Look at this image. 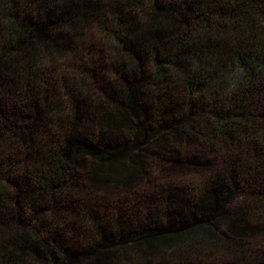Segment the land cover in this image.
<instances>
[{
    "label": "trees",
    "instance_id": "1",
    "mask_svg": "<svg viewBox=\"0 0 264 264\" xmlns=\"http://www.w3.org/2000/svg\"><path fill=\"white\" fill-rule=\"evenodd\" d=\"M122 1L111 8L116 25L108 31L127 62L114 68L119 80L108 87L110 79L96 84L104 50L77 44L98 0H0V264H142L169 242L214 239L233 195L212 190L224 173L228 189L239 181L254 208L264 209V0ZM164 15L174 27L154 30ZM145 24L152 27L148 37ZM163 33L170 34L156 39ZM64 50L74 56L63 64L65 73L50 69L48 58ZM153 55L181 71H192V56L215 70L230 61L234 76L210 98L190 76L186 86L171 89L165 68L144 65ZM77 77L96 85L80 93ZM98 118L115 137L91 138L87 131ZM174 138L181 142L173 144ZM185 140L218 168L205 182L183 185L196 198L213 193L202 201L205 213L193 224L180 219L186 230L166 233L159 223L133 231L129 218L111 220L98 187L134 186L148 177L147 159L162 155L161 163L173 162ZM146 145L154 148L147 156ZM212 160L196 161L205 169ZM16 187L23 188L25 208ZM47 208L50 216L38 214ZM240 221L228 248L243 246L260 263L264 240L256 242L251 224Z\"/></svg>",
    "mask_w": 264,
    "mask_h": 264
},
{
    "label": "rangeland",
    "instance_id": "2",
    "mask_svg": "<svg viewBox=\"0 0 264 264\" xmlns=\"http://www.w3.org/2000/svg\"><path fill=\"white\" fill-rule=\"evenodd\" d=\"M98 3V10L91 12V14L96 17L93 15L87 19L85 17L84 21H86V23H83L84 27L80 29L83 35H79L77 44H81L82 41L84 43L91 42L97 45L100 50H104L102 55L105 61L97 64L98 71L101 74L98 76V82L96 84L105 83L107 79H110L112 82L108 84V87H112L116 86L119 80V76L114 73V68L118 65L124 67L123 63H126L127 59L124 58V53L119 50L120 44L111 36L108 28L113 24L116 25L111 8L115 6V4L124 2L122 0H98ZM135 12L137 11L132 10L130 14L136 17L134 14ZM124 15L127 16L126 11ZM140 20L144 21L142 17H140ZM163 24H169L172 28L174 27L170 17L164 15L161 16L160 21L156 22L154 30L162 29L164 26ZM150 29L152 30V27L148 24H145V27H143V32L146 34V37H148ZM164 34L165 33L156 39H165L169 35L166 34L163 36ZM79 47H82V45H79ZM77 52H79L78 48ZM77 56L79 57L80 55L77 53ZM199 57L202 58L203 56ZM72 58H74L73 52L64 50L53 54L52 58H48L47 62L50 69L56 70L59 73H65L63 64H65L66 61H70ZM189 60L192 61V63H190L188 67L192 71H181L170 66L168 62L164 64L159 63L156 61L154 55L148 58L144 65L150 70L157 68V65L165 68L166 76L172 81L174 80L171 89L183 88V86H186L184 82L186 79H189L190 76L191 80L200 82L202 86L201 88L198 87V89L203 92L205 91V94L209 98L214 95L213 92H215L216 89L222 88L225 80L233 78L234 76L235 67L230 61L224 62L215 70L210 67L209 64H200L193 56L190 57ZM127 64L128 69L131 68L129 63ZM51 66H53V68ZM89 80L90 79H88V81ZM88 81L83 77H77L75 82L77 91L85 93L87 89H90V84H95L94 81V83L91 82L87 84ZM178 82L182 84H177ZM117 87L120 88V85L118 84ZM101 119L102 118L97 119L98 123L96 126L92 124V131H87L91 133V138H99L100 142L107 137H115L107 131ZM82 126L86 125H81L79 130L81 129V131L86 134V129ZM154 134V131H149V135L152 136ZM173 140L175 141H172L173 144L176 143L178 145V143L181 142L179 138H174ZM144 141L143 139L142 142ZM183 143L182 147L185 146L183 148L184 151L178 155L173 162L166 161L161 163L163 160L162 155H158L157 158L153 157L149 159V161L147 159L146 162L149 167L148 177L144 175L142 177L143 179H140L134 186L124 189L116 187L109 188L104 185L100 186V188L98 187L100 194L103 195L107 201L108 215L111 220L129 218L128 227L131 228L129 230L133 231L142 226L151 225L153 227V225L159 223L162 225L161 231L166 233L176 228H188L185 223H177L180 219L183 220V222L187 220L190 224H193L196 221L194 217H199L200 214L205 213L202 207V201L206 196L208 197L213 193L207 192L202 196L203 198H196L187 195L183 185L186 186V181L189 182L192 180L205 182L209 180L213 174H216L218 168L216 163L209 156L198 157L196 153L199 151H197L193 144L187 140L183 141ZM142 149L140 148V150L146 154L145 156H147L148 152L154 148L146 145L143 146ZM197 159L212 161L210 164L207 162L205 165L208 166L204 169L198 164L196 161ZM229 185V178L225 173L218 177L213 185L212 190L229 191L233 194L227 199L228 218H226L224 222L218 220V224L219 221L221 223L216 232L219 230L221 231L216 233L217 235L214 239L200 236L188 238L181 243L169 242L163 246L152 249L145 263L142 264H227L229 261L233 264H236V262L237 264H264V258H261L260 263L252 262V253L246 248L245 250L242 249L243 246H238L236 251L234 248H231V250L228 248V243H230L229 238L238 237L239 229L236 230L234 225H241L240 220H246L251 224V226L249 225L250 232L253 234L251 237H255L256 242L264 240V209L259 207H257L258 209L254 208L256 205L254 200L249 199L251 194L242 189L239 181H236V184L232 185L231 189H228ZM15 193L17 202L20 204L21 208H25L27 206V201L23 188L16 187ZM77 210L80 211L79 209ZM51 212V209L47 208L41 210L38 214L47 218L51 215ZM112 224L116 228V223L112 222ZM125 235L128 234L123 232L121 236L124 237ZM240 239H243V236H241ZM124 248L125 246L122 244V241L118 243V250L122 252ZM114 254L115 253H113V255ZM136 256L138 255L136 254ZM116 260H118V257L113 256V263H115Z\"/></svg>",
    "mask_w": 264,
    "mask_h": 264
}]
</instances>
